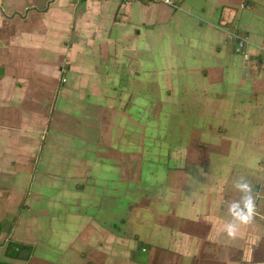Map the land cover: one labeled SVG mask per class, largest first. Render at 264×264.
Returning <instances> with one entry per match:
<instances>
[{
    "label": "crops",
    "instance_id": "1",
    "mask_svg": "<svg viewBox=\"0 0 264 264\" xmlns=\"http://www.w3.org/2000/svg\"><path fill=\"white\" fill-rule=\"evenodd\" d=\"M0 264H264V0H0Z\"/></svg>",
    "mask_w": 264,
    "mask_h": 264
},
{
    "label": "clouds",
    "instance_id": "2",
    "mask_svg": "<svg viewBox=\"0 0 264 264\" xmlns=\"http://www.w3.org/2000/svg\"><path fill=\"white\" fill-rule=\"evenodd\" d=\"M234 188L240 193L238 199L227 204V212L231 219L224 225L223 231L229 239H236L240 227L250 225L257 214L256 197L253 195V186L240 177L234 182Z\"/></svg>",
    "mask_w": 264,
    "mask_h": 264
},
{
    "label": "built area",
    "instance_id": "3",
    "mask_svg": "<svg viewBox=\"0 0 264 264\" xmlns=\"http://www.w3.org/2000/svg\"><path fill=\"white\" fill-rule=\"evenodd\" d=\"M160 2H163L165 4H169V5H175L176 4V0H158ZM246 43V38L244 37H239L238 39V45L236 47V51L239 53L242 51V49L244 48Z\"/></svg>",
    "mask_w": 264,
    "mask_h": 264
}]
</instances>
